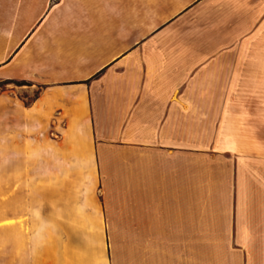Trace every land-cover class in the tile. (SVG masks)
<instances>
[{
    "label": "crops",
    "instance_id": "obj_1",
    "mask_svg": "<svg viewBox=\"0 0 264 264\" xmlns=\"http://www.w3.org/2000/svg\"><path fill=\"white\" fill-rule=\"evenodd\" d=\"M0 264H264V0H0Z\"/></svg>",
    "mask_w": 264,
    "mask_h": 264
}]
</instances>
